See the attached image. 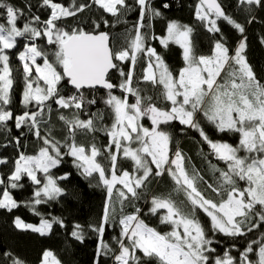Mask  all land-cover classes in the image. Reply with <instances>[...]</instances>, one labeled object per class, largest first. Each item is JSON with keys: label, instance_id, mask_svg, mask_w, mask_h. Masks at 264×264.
Returning a JSON list of instances; mask_svg holds the SVG:
<instances>
[{"label": "snow or ice", "instance_id": "snow-or-ice-1", "mask_svg": "<svg viewBox=\"0 0 264 264\" xmlns=\"http://www.w3.org/2000/svg\"><path fill=\"white\" fill-rule=\"evenodd\" d=\"M239 2L248 6L247 11H251L253 6L264 8V0ZM135 4L139 8V18L134 25L135 35L127 40L125 48L114 51L110 34L95 31L100 27L97 21H92L95 26L93 31L79 26L66 30L58 26V22L75 17L93 5L118 20L124 11L130 10L126 0H91V4L71 0L67 5L59 0H41V7L50 9L48 18L42 21L39 16H32L22 28L18 27V21L24 15L23 10L7 3V0H0V17L5 21L0 23V126H6L8 121L14 119L16 129L26 126L42 140L38 153H20L15 160L7 185L0 193V209L11 212L19 206L10 189L22 188L24 185L20 182L25 176L37 186L31 201L32 211H36L35 205L61 196L63 189L58 185V179H67V176L54 178L50 170L62 162L63 156L68 155L83 176H98V184L103 185L107 193L101 222L98 226H90L99 239L97 258L111 252L115 264H142L141 256L137 255L139 252L150 261H155V264H264V232L260 233L259 240L246 241L247 246L238 253V258L229 249H225L222 255L217 254L212 246L214 242L219 243L213 239L217 233L232 238L234 247L238 238L264 227V82L258 79L247 60L246 37L243 35L245 27L226 14L218 0H198L195 16L203 22L208 32L220 33L218 21H223L237 30L242 38L232 50L222 42L221 36L215 42L211 55L197 56L190 38L193 29L175 21L169 22L167 35L153 38L158 39L165 48L171 42L183 50L185 67L174 75L156 49L147 45V34L142 31L150 28L152 17L160 16L161 12L152 7L151 0H135ZM163 7L169 5L164 4ZM103 23L107 26L109 21L103 20ZM20 37L29 41L18 56L23 62L25 75L21 103L26 109L34 103L37 110H26L14 116L11 110L4 107L11 103L10 90L14 83L7 50L15 48ZM38 39H46L48 45L55 47L54 61L36 43ZM261 43L264 44V38H261ZM140 55L148 58L142 79L154 86H162L161 95L170 102L169 108L156 106L150 102L151 97L141 96L140 91L132 86L134 66ZM37 58H43L42 65ZM117 61H130L128 71L120 68ZM33 69L35 77L32 75ZM113 70L119 71L123 77L119 88L135 97L134 103H129L128 95L118 97L112 94L117 87L109 79ZM64 81L75 89L72 95L61 94ZM97 87L109 90L105 104L114 113L113 123L105 129L109 143L103 151L95 143L78 144L75 139L78 130L97 131L92 117L99 114L93 113L88 119L80 118L85 104L96 103L94 99L86 97L84 90ZM145 99L149 101L146 105ZM50 101H54L60 109L77 110L71 119L59 116L69 132L63 144L55 140L51 132L44 136L40 132L41 123H47L43 120L45 109L48 113L52 111L51 103H47ZM200 114L217 131L238 133V145L210 139L198 119ZM143 117L151 121V127L143 126L140 122ZM174 121L197 131L216 159L225 162L226 170L212 165L214 173H218L216 184L208 183L196 170L190 174L183 152L179 148L172 151L171 136L161 125ZM132 144H138V147H132ZM62 148H67V152H62ZM241 151L245 155H239ZM103 152L108 153L110 167H105L98 160ZM120 153L124 159L133 162L131 171L119 168ZM5 163H8L6 158L0 159V164ZM38 173H43V179ZM165 174L176 185L175 191L184 194L190 207L181 206L184 202L178 204L171 196H153L150 212L156 215L158 210H165L160 222L171 225V230L163 234L140 219L139 208L132 214L122 215L119 220L120 237L114 238L119 245L118 254L115 253L103 240L113 197L121 205L129 196L138 199L137 190L145 187L150 177ZM240 181L245 182L246 186H241ZM4 184L5 181L0 179V185ZM201 184L205 190H201ZM207 190L220 199L210 198L206 195ZM198 210L209 218L210 226L202 223ZM13 225L18 230L41 236L52 232L54 225L65 227L64 221L57 217L51 220L41 218L39 225H33L17 216ZM70 234L75 240L83 242V229L79 224L73 227ZM250 253H254L258 260L253 261ZM2 255L11 264H24L10 252ZM41 264L62 262L52 251L45 250ZM96 264H99L98 259Z\"/></svg>", "mask_w": 264, "mask_h": 264}, {"label": "trees", "instance_id": "trees-1", "mask_svg": "<svg viewBox=\"0 0 264 264\" xmlns=\"http://www.w3.org/2000/svg\"><path fill=\"white\" fill-rule=\"evenodd\" d=\"M55 2V0H54ZM59 2L67 5L71 0H59ZM79 2H87L91 4V0H79ZM130 5V10L124 11L117 20L108 13H104L102 9L93 5L91 8L85 9L84 12L78 13L75 17L62 19L58 22V26L70 30L73 27H84L87 31H93L95 26L92 21L95 20L100 24L95 31H104L110 34V42L114 51H119L127 46V40L134 37V25L139 18V8L135 4V0H126ZM222 5L223 10L245 27L246 37V57L253 67L258 79L264 82V44L261 43V38H264V8L253 6L251 11H247V5H241L239 0H218ZM7 3L14 5L23 10L24 15L18 21V27H23V24L31 20L32 16H39L40 19L46 20L50 14V9L41 7V0H7ZM198 0H151L153 8L159 10L161 15L152 17L150 28L142 29L147 34V45L156 49L157 53L163 58L170 71L174 75H178L179 70L185 66L181 48L169 43L165 48L158 39L153 37L166 36V29L169 22L175 21L180 25H187L193 29L191 40L194 46V52L199 55H211L214 44L217 40L223 37L222 42L230 49L234 50L240 39L241 34L226 22L218 21V26L221 28L220 33H210L203 22L199 21L195 16V6ZM168 4L169 7L164 8L163 5ZM253 16L255 19H252ZM214 18V17H213ZM103 20H108L109 24L106 26ZM252 20L251 23H248ZM4 19L0 17V23H4ZM147 24L148 21L146 20ZM42 27V25H34ZM17 46L13 49L7 50L9 55L10 68L12 70L13 88L10 90L11 103L6 107L15 115H20L24 111H35V104H30L26 109L21 103L22 94L25 86V75L23 72L22 63L19 60V53L23 50L25 43L29 41L26 38H17ZM36 43L45 51L50 60L54 61L53 53L55 47L48 45L46 39H38ZM43 58H39L38 62H42ZM120 68L125 72L130 67V61L123 63L117 61ZM148 58L140 55L137 63L134 66L133 87L140 91L141 96L151 97V103L156 106L166 109L171 105L161 95L162 86H154L150 82H145L142 77L144 69L147 67ZM61 71V69H58ZM33 77L35 74L32 73ZM109 79L117 87L112 90V94L118 97L128 95L129 103L135 102V97L124 93L120 88L123 77L120 76L119 71L113 70L110 72ZM108 91L103 90H84L88 99H94L95 104H85L83 110L80 112L81 119H88L93 113L99 114L93 116L94 124L97 129L95 132H88L78 130L76 134V143L95 145L102 151L109 143V137L106 135L105 129L110 128L113 123L114 113L112 109L105 104L108 97ZM75 92L70 88L66 81L61 84L62 95H72ZM52 111L48 113L47 108L43 120L47 123H41V135H47L51 132L55 140L63 144L65 138L69 135L68 128L64 121L59 119L60 115L71 119L73 114L77 112L76 109H60L50 101ZM145 105L149 103L147 99L144 101ZM198 119L201 126L206 131L207 135L213 141L226 142L232 146H237L239 143V134L235 132H219L215 126L208 123L207 120L199 115ZM141 123L145 127H151V123L146 119H142ZM164 131L171 136L170 148L174 152L179 148L185 157L186 167L191 174L193 170L198 171L208 183L216 184L218 173H214L212 165L218 168L225 169V162L216 159L208 144L203 141L199 133L186 126L180 125L178 121L172 124L162 126ZM21 132L23 135H21ZM19 138V143H17ZM42 146V140L38 139L28 127L22 129L15 128L14 119L7 122L6 126H0V159L6 158L8 163L0 164V179L5 181L4 185H0V193L7 185L8 176L14 168V162L20 155H35ZM132 147H138V144H132ZM62 152H67V148H62ZM239 155H245L243 151ZM118 165L121 170L127 169L129 171L133 168V162L124 159L122 153L118 154ZM98 160L105 166L110 167V160L108 153L103 152V155L98 157ZM154 167V166H153ZM54 178L67 176V179L59 180L58 185L63 189V194L55 200L48 201L40 205H35V212L31 210V201L33 199V192L37 186L33 185L31 181L25 176L21 182L24 186L22 188L10 189L14 199L17 200L19 206L11 212L0 209V264H11V261L5 258L2 253L10 252L13 257L24 261V264H41L43 252L50 250L62 262V264H96L97 259L99 264H114L113 254L110 252L106 255L96 256V249L99 243L97 233L92 231L90 226H98L101 222V217L104 211V204L107 199V193L103 185L98 184V176L85 177L81 171L73 164L71 156H63L62 162L50 170ZM119 174V171L118 173ZM38 176L43 179V173H38ZM241 186H246L245 182H239ZM117 187H120L119 185ZM201 190H205L203 184L200 185ZM176 185L171 178L165 174L161 177L152 176L146 182V186L138 189L139 198L134 199L129 196V199L124 201L123 205L114 196L109 208V222L105 226L106 230L103 240L108 244L109 248L118 254L119 245L116 239L120 237L121 226L119 220L122 215L132 214L136 208L141 209L139 216L149 227L156 229L162 234L171 230V225L162 224L160 222L161 215L165 210H158L156 215L150 212L151 200L153 196L168 197L176 201L178 204L184 202L181 206L190 207L187 205L184 194L175 191ZM206 195L210 198L219 200L220 197L215 193L206 191ZM123 209V211H121ZM39 213L38 215L36 213ZM198 215L207 226H210L209 218L198 210ZM19 216L26 223L37 225L41 218L51 220L52 217L60 218L64 221L65 227L54 225L52 232L48 235L41 236L38 233L31 231H21L14 227L13 220ZM79 224L83 229V242L75 240L71 236V231L75 225ZM264 232V227L254 230L245 237L238 238L233 247L232 238H226L222 234L217 233L213 237L214 241H219L212 245L216 248L217 254L222 255L225 249H229L234 256L243 251L247 246L246 241L259 240L260 233ZM211 235V233H209ZM125 243L127 241L125 240ZM254 247H256L254 245ZM141 256L142 264H155V261H150L147 257H143L142 253H137ZM253 261L258 260L254 253L249 254Z\"/></svg>", "mask_w": 264, "mask_h": 264}, {"label": "rangeland", "instance_id": "rangeland-1", "mask_svg": "<svg viewBox=\"0 0 264 264\" xmlns=\"http://www.w3.org/2000/svg\"><path fill=\"white\" fill-rule=\"evenodd\" d=\"M166 35H167V32H166ZM175 44V43H174ZM177 45V44H176ZM179 46V45H178ZM182 50V49H181ZM23 51V50H22ZM182 57H183V50H182ZM38 60H39V58H37V62H38ZM21 63H22V67H23V62L21 61ZM39 63V62H38ZM39 64H43V61L42 62H40ZM185 64V63H184ZM185 67V66H184ZM61 71H62V69H61ZM33 73L35 74V71H34V69H33ZM41 83V85H43V82L41 81L40 82ZM170 103V102H169ZM203 116V115H202ZM142 119H146L147 121H149L150 123H151V121L147 118V117H143V118H141V120ZM141 122V121H140ZM162 127V126H161ZM37 225H39V224H37ZM115 264V263H114Z\"/></svg>", "mask_w": 264, "mask_h": 264}, {"label": "water", "instance_id": "water-1", "mask_svg": "<svg viewBox=\"0 0 264 264\" xmlns=\"http://www.w3.org/2000/svg\"><path fill=\"white\" fill-rule=\"evenodd\" d=\"M69 85V84H68ZM70 88H72L70 85H69ZM73 89V88H72ZM115 89V88H114ZM113 89V90H114ZM75 90V89H74ZM85 90H103V91H107V89H104V88H100V87H97L95 89H85ZM173 122H171L170 124H172ZM169 125V124H167ZM161 126H166V125H161Z\"/></svg>", "mask_w": 264, "mask_h": 264}]
</instances>
